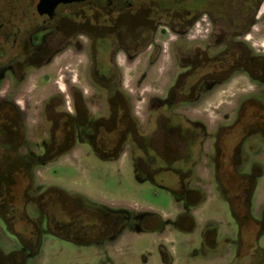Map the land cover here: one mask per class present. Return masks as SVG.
Masks as SVG:
<instances>
[{"label": "flooded vegetation", "instance_id": "1", "mask_svg": "<svg viewBox=\"0 0 264 264\" xmlns=\"http://www.w3.org/2000/svg\"><path fill=\"white\" fill-rule=\"evenodd\" d=\"M6 1L7 4L0 3V220L19 246L5 252L17 251L36 237V226L30 229L33 220L27 221L30 229L27 233L31 232L27 237V233L10 230V220L4 218L3 164L5 156L10 154L5 153V147H47L60 142L75 148L85 144L101 159L93 147H111L116 144L117 137L123 135L120 146L124 150L133 147L129 158L136 178L185 197L192 216V209L206 200V192L192 184L193 180L201 179L197 169L205 164L204 159L211 165V177L220 196L222 193L231 196L237 207L245 209V204H250L246 197L253 193L252 215L249 218L243 213L241 221L234 218L238 235L235 240L228 238L226 242H236L239 256L245 246L252 248L253 245L245 242L244 234L253 231L258 248L250 251L252 261L247 264H264V248L259 245L264 235L257 236L264 226V204L258 214L253 205L257 185L264 176V49L256 47L252 41V35L260 31L257 26L264 13V0H219L222 11L207 13L181 12L183 10L171 7L174 0H168L171 5L166 9L158 0H73L58 2L43 11L37 9L40 0ZM202 24L203 35L198 29ZM167 29L175 34L171 60L177 73L165 95L151 99L149 108L155 109L157 114L154 119L150 115L151 127L145 129L133 111L131 96L124 89L125 73L119 60L123 58V64H131L149 51V63H157L162 53L157 36L167 33ZM67 50L86 54L85 79L92 90L88 92L73 86L63 95L55 93L47 98L44 110L59 109V116L45 118L52 129H48L39 143L33 144L27 136L20 98L32 73L50 65ZM237 78H246L254 89L238 96L230 123L209 131L201 121L189 119L178 111ZM68 104L71 111L66 110ZM91 105L101 106V109L94 113ZM72 131L75 136L69 140ZM57 132H63L62 136L52 138ZM231 137L236 139L234 147L226 145ZM208 141L210 150L206 152ZM164 171L177 175L179 185L176 188L155 181V175ZM223 179L232 181L226 185ZM253 180H258L255 186ZM203 195L205 199L199 202ZM180 203L183 211L172 221L162 219L155 212H137L130 214L121 232L110 228L107 233L95 237L105 244L118 239L127 229L146 232L156 228V232L162 233L167 225L174 228L178 225L182 229H189L194 223L197 226L194 216H182L186 208ZM15 213L12 217L14 228L19 221ZM31 213L28 218L33 217ZM50 222L48 216L41 226L43 240L45 234L53 232L76 244L82 241L77 231L66 235L62 223L55 222L51 227ZM209 228H216V232L206 234ZM217 234L216 225H206L204 245L211 246L213 252L217 251ZM162 246L160 252L165 260L169 253Z\"/></svg>", "mask_w": 264, "mask_h": 264}, {"label": "rangeland", "instance_id": "2", "mask_svg": "<svg viewBox=\"0 0 264 264\" xmlns=\"http://www.w3.org/2000/svg\"><path fill=\"white\" fill-rule=\"evenodd\" d=\"M24 1L32 2V0ZM158 1L165 9L171 5L168 0ZM0 3L4 5L7 4V1L0 0ZM171 7L183 10L181 12L184 10L204 13L222 11L219 0H174ZM232 9L234 11V7ZM164 11L161 13L163 16L165 15ZM227 16L230 17V14ZM258 21L257 27L260 31L254 36L252 35L254 37L252 41L256 47L264 49V13ZM203 26L204 24L198 27L201 29V35L205 32ZM157 39L158 43L162 44L161 57L157 63L153 65L149 63V51L131 64H123V58L119 60L120 67L125 73L124 89L131 96L133 111L145 129L151 127L150 115L154 119L157 114L155 109L150 110L149 108L151 99L163 97L177 73V68L171 60V46L175 34L167 29V33L158 35ZM86 69V54L67 50L58 55L50 65L32 73L30 82L20 98V107L25 112L27 136L34 141L33 144L39 143L46 137L48 129L50 131L52 129L45 118L54 119L59 116V109L44 110V102L47 98L55 93L63 95L69 90L68 88L73 86L81 87L88 92L92 90L85 79ZM253 89V84L246 78H237L234 82L219 86L211 93L203 95L197 102L180 107L178 111L184 113L189 119L201 121L209 131H212L218 125L230 123L234 117L233 110L238 96L247 94ZM90 107L94 113L101 109V106L98 105ZM67 108L66 110L69 111L71 106L68 104ZM180 120L182 119L180 118ZM182 123L187 124L184 120ZM235 140L234 137L229 138L226 145L234 147ZM209 142L205 144L206 152L210 150ZM132 148H126L119 159L106 161L99 159L88 145L81 144L59 159L37 167L33 171V178L28 173L16 174L15 193L18 197H15V204L18 206L16 213L19 215L17 228H14L12 217L8 215L10 211L5 212L7 214L5 216L10 220L11 230L17 229L26 234L28 230L34 229L35 223H32L30 229L27 226V221H31L32 218L37 219L38 216L35 212L33 217L28 218V210L30 213L35 211V207L31 206L32 200L38 203L44 201L45 205L43 202L42 205L52 221L50 222L51 227H54L55 220L64 217L62 214L59 215L62 207L67 211L68 218H71L76 213L75 203L70 200L68 201L69 205L59 203L62 207L54 204L58 203V201H54L57 200L56 193L61 190L69 194L85 196L91 201L111 208H123L133 213L155 212L160 214L162 219L172 221L183 211L182 204L176 201L168 190L151 181L141 182L136 178L133 164L129 158ZM29 150L43 153L41 147L37 145L21 148L20 151ZM135 152L140 154L138 149ZM203 161L205 164L197 169L201 179L193 180L192 184L206 192V200L192 209V214L197 220V226L193 232H183L170 225L165 226L162 233L156 231L133 232L131 229H127L113 242L100 245L76 244L68 238L50 232L44 236L40 254L29 259L27 264H169L167 262L170 259H172L170 264H239L244 261H246L244 264L251 263L250 251L254 252L258 248L253 231L247 235L244 234L245 242L248 243V246L253 245L252 248L245 246L237 256L236 242H226V239L235 240L237 238L238 225L234 220L229 203L221 199L219 192L217 193L215 190V183L211 177V165L206 159ZM155 181L172 188L179 185L177 175L170 171L156 174ZM222 181L229 185L232 180L223 179ZM38 187L42 189L37 190ZM48 187L57 189L55 192L44 194V189ZM30 198H32L31 201ZM27 204H29L28 208H26ZM263 204L264 176L259 180L254 195L255 213L260 212ZM50 211L51 213L56 212L57 215H50ZM61 223L62 230L66 235H72L80 229L76 224L67 223L65 217L59 222V224ZM207 224L217 226L218 237L215 247L217 251L214 252L211 246L204 245L203 232ZM26 226L28 229H25ZM29 233L26 234L27 237ZM80 235L81 240L88 238L81 233ZM220 236H222V240ZM161 245H163L162 249L169 253V256L165 255V260L160 252ZM259 245L264 248V237L260 240ZM18 246L17 239L7 231L0 220V247L10 251Z\"/></svg>", "mask_w": 264, "mask_h": 264}, {"label": "trees", "instance_id": "3", "mask_svg": "<svg viewBox=\"0 0 264 264\" xmlns=\"http://www.w3.org/2000/svg\"><path fill=\"white\" fill-rule=\"evenodd\" d=\"M66 133V131H65ZM64 133V134H65ZM63 132H57L52 134V138H59L61 137ZM67 134H69L70 137V132L68 131ZM56 135V136H54ZM72 137L69 138V140H73V137L75 136V132H71ZM68 137V136H67ZM123 135L121 137H117L116 139V144L111 146V147H93V151L102 159L106 161H114L120 158V156L124 152V147L120 146V143L122 142ZM21 148L24 147H17L15 149L7 148L5 147V153L10 152L9 157L5 156L4 164H3V186H4V191L2 195V202H3V214L4 218H7L5 215H7L5 212L10 211V214H8L10 217H13L14 213L18 210V206L15 204V184L17 181L16 174L19 173H28L30 177L33 178V171L40 166L49 164L60 157H62L65 154H68L71 152L74 147H71L69 145H65L63 143L58 142L55 145H50L47 147H41L43 150V153H36L31 150L22 152L20 151ZM11 150H14L12 152ZM11 155V156H10ZM31 179V178H30ZM254 186L258 182V180H253ZM38 189H42L41 187H38ZM57 188L54 187H48L44 189V194L52 192L56 190ZM172 196L177 200L178 202H183L186 211L183 213L182 216L185 217H193L190 212V204H188L184 199L185 197L177 194L175 191H171ZM241 196V195H240ZM239 196V197H240ZM57 200L54 202L58 201L59 206L62 207L63 203L65 205H69L68 201L75 203L76 204V209H75V214L71 216V218H68V214H66V210L62 207L60 209L59 215L62 214L66 220L67 223H72V224H77L80 229H78L77 233L80 235L83 234L84 236H87L88 238L85 240H82L79 244L83 243L86 245H98L101 244V240L97 239L95 237L96 235H103L107 233V230L110 228H114L116 233L121 232L124 230L128 224L130 214H134L132 211H129L127 209L123 208H111L107 205L91 201L90 199L86 198L85 196H79V195H71L63 190L61 192L56 193ZM221 197L228 201L230 203V208L233 217L237 221H241L242 219V214L245 213L247 216L250 218L252 215V208H251V200L253 198V193L247 196L248 203L250 202L249 206L245 204V209H241L240 207H237L234 199L231 196H227L226 194H221ZM238 197V198H239ZM242 197L240 198V203L243 202ZM41 199V195L39 197ZM63 198V199H62ZM74 198V199H71ZM84 199V200H82ZM205 199V196L203 195L202 198L200 199L199 202L203 201ZM245 199V198H244ZM32 198H30V201ZM62 200V201H61ZM32 207H35V211L33 212V216L35 212L38 214L37 219L32 218L33 223H35L36 226V231L34 235L36 236L33 239H30L31 242L27 244H23V246L14 252H5V250L0 249V264H27L29 259L35 258L40 254V251L42 249L43 245V238L42 234L43 231L41 232L40 230L42 229L41 226L44 222V219L48 217V214L45 212L42 202L38 203L37 201L35 202L32 200ZM60 201V202H59ZM29 203V202H28ZM62 203V205L60 204ZM246 203V201H245ZM28 205L26 208H28ZM52 205L50 206V208ZM69 207V206H67ZM55 209V208H54ZM30 213V210H28ZM16 214V213H15ZM50 215H57L55 213H51ZM93 215V216H91ZM63 217V218H64ZM57 219L55 222H61L62 219ZM8 219V218H7ZM244 224L241 223V226ZM37 226L39 229H37ZM196 224L194 223L192 227L189 229H182L180 226L175 225V228L181 229L184 232H193L195 230ZM163 227H161L162 229ZM11 230V228L9 227ZM151 231H156L158 229H147ZM210 231L216 232V228H209L206 231V234H208ZM264 235V226L260 227L259 232H258V238ZM28 246H31L32 249L30 250ZM172 259H170L167 263H171Z\"/></svg>", "mask_w": 264, "mask_h": 264}, {"label": "water", "instance_id": "4", "mask_svg": "<svg viewBox=\"0 0 264 264\" xmlns=\"http://www.w3.org/2000/svg\"><path fill=\"white\" fill-rule=\"evenodd\" d=\"M68 1H73V0H40L37 9L40 11H43L44 8H49L50 6H54L58 2H68Z\"/></svg>", "mask_w": 264, "mask_h": 264}]
</instances>
